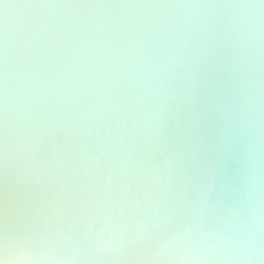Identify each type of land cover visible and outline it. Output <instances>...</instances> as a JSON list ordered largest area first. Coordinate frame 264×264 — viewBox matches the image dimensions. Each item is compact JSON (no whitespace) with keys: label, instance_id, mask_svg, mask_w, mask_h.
I'll list each match as a JSON object with an SVG mask.
<instances>
[{"label":"snow or ice","instance_id":"1","mask_svg":"<svg viewBox=\"0 0 264 264\" xmlns=\"http://www.w3.org/2000/svg\"><path fill=\"white\" fill-rule=\"evenodd\" d=\"M0 176V264H264V0H0Z\"/></svg>","mask_w":264,"mask_h":264},{"label":"bare ground","instance_id":"2","mask_svg":"<svg viewBox=\"0 0 264 264\" xmlns=\"http://www.w3.org/2000/svg\"><path fill=\"white\" fill-rule=\"evenodd\" d=\"M228 88L227 77L209 80L206 83L200 104V111L203 113V117L197 130V135L201 139L202 144L201 159L205 163L215 165L218 189L229 184L236 187L240 167L239 159L234 151L224 152L222 156L217 158L222 125L214 110L213 99L220 93H227ZM6 192L5 181L0 176V206L5 201Z\"/></svg>","mask_w":264,"mask_h":264}]
</instances>
